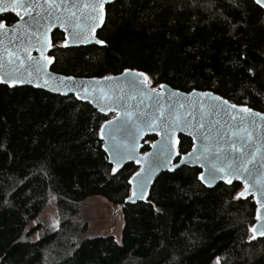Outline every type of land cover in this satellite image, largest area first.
I'll list each match as a JSON object with an SVG mask.
<instances>
[{
	"label": "trees",
	"instance_id": "obj_1",
	"mask_svg": "<svg viewBox=\"0 0 264 264\" xmlns=\"http://www.w3.org/2000/svg\"><path fill=\"white\" fill-rule=\"evenodd\" d=\"M105 10L103 44L66 46L52 32V71L135 69L153 86L208 90L264 111V10L253 0H115ZM109 117L72 95L0 82V264H264V236L250 239L258 205L238 195L237 180L206 187L198 166H181L162 172L145 201L125 203L138 165L112 172L99 135ZM154 138L145 136L143 151ZM178 142L180 155L191 149L190 137ZM93 196L123 205L120 241L83 236L77 219ZM50 198L61 219L54 232L40 217Z\"/></svg>",
	"mask_w": 264,
	"mask_h": 264
},
{
	"label": "water",
	"instance_id": "obj_2",
	"mask_svg": "<svg viewBox=\"0 0 264 264\" xmlns=\"http://www.w3.org/2000/svg\"><path fill=\"white\" fill-rule=\"evenodd\" d=\"M113 1L115 0H105V6ZM253 1L255 2V0ZM76 2L83 3L84 0H76ZM40 3L42 4L43 0H40ZM262 9L264 10V8ZM35 11L42 13L43 9L38 8ZM4 13L7 12L0 13V16ZM71 13H75L76 16L82 15V11L74 8H70L69 11L56 13L55 15H59L61 19L56 20L53 17L41 21L36 36L32 35V29H26L23 27L24 22L20 21L19 17L11 24L5 23L6 28L0 29V40L3 41V43L0 44V64L4 65V67L0 68V76H3L6 72H11L13 68V65L8 64L9 57L5 49L16 51L26 63L23 66H20L17 62L15 65V67L20 69L19 71L12 73V75L17 77V83L15 84L31 85L54 95H72L80 101L88 102L99 113L110 115V117L104 120L101 124V126H103V131H101V127L99 130L100 139L102 140V148L107 156L108 162L112 164V168L116 167L117 170L130 162L138 165L137 170L130 177V180H133V183L130 184V194L126 198L125 203L145 201L154 180L162 172L168 171L167 169L160 168L147 172L146 175H151L150 182H148L143 176L139 178L135 177V173L140 172L142 169H150L154 154H157L161 149L171 153L168 161L169 167H172L173 165H179V167L198 166L201 169L200 174L207 173L205 167H202L200 164H193L187 157L186 153L192 151V146L189 151L181 155L179 154V156L176 155L178 152V144H176L175 147H172L173 141H179L180 135L190 137L193 145V137L188 134L191 130L189 124L182 123V121L187 120L191 124L204 123L207 125L211 129V140L209 143L213 150L218 146V143H223V141L218 142L216 135L218 129L223 135L232 133H235L236 136L244 135V124L240 121L241 116L246 118L249 126H251L252 120H255L261 128H264V122L260 120V117H255L241 111L243 107L247 106L230 102L225 97L212 91L197 89L184 91L166 83H161L160 85L167 86L166 89L162 91L159 88L160 85L153 86L150 83L141 85L139 82H137L136 89L130 88L129 82L132 80V77L137 73L144 74V72L135 69H125L120 73L108 74L102 77H76L52 71L50 69L51 63H49V60L52 62L49 50L51 47V34L55 29L64 33V45L66 46L98 44L97 41H100L96 32L102 26L104 21L101 22L99 17H97L95 21H87V24L92 26L89 27L85 33L87 40L81 38V40L74 41L72 33L74 31H79L80 29L76 27L78 22L75 18L68 20ZM25 19H27V17ZM18 22L20 26L16 28V32L8 33L7 29L17 26ZM14 36L16 39H13ZM24 49H27V51H24ZM29 55L34 58V61H38L39 64L37 65L34 61H29ZM45 57H47V59H45ZM30 72L31 75H29ZM69 77H71L70 80L68 79ZM139 80H143V77H139ZM1 83L10 86L7 83ZM153 88L156 89V93H151V89ZM216 97H220L221 99L217 100L215 99ZM224 100L228 102L227 105L223 104L222 101ZM181 105H183V107H181ZM231 105H236L237 107L231 109ZM213 107H218L221 111H210ZM160 108H163L164 116L168 121L169 127L167 129L157 122V125L152 127L147 126V124H141L139 129H133L134 135L132 137H126L116 131L118 127L125 124H131L129 117L125 115V113L131 114L132 120H136L141 112H148L159 116ZM252 110L253 113L259 112L264 115V111L262 112L256 109ZM189 112L191 115H188ZM117 113H119V116ZM232 114L237 116L236 120L231 119ZM173 116H178L181 122L173 121L171 118ZM106 121H112L113 123L109 125ZM217 121H219V124L216 123ZM165 131L168 132V137L164 136ZM150 134L155 135V138L152 140L149 148L143 151L142 141L146 135ZM261 135V143H264V133ZM113 136L116 138L113 139ZM196 143L199 145L201 141L197 139ZM117 147L126 154L130 153L134 159H121L119 164L111 162L113 153ZM106 149H111L113 151H106ZM262 151H264V149H262ZM257 159H259V157H257ZM137 160H139L140 163H137ZM257 168H259V164H257ZM260 171H264V169H260ZM226 179L239 181L243 187L242 192H244V195L242 196L252 195L258 205L256 216H258V210L259 215L264 216V207H261V205H264V195H262L260 191H257L255 187H252L251 182H249L248 191L245 192V183L247 181L246 176L241 179H236L235 177L217 178L212 181L211 186H208L202 181L201 182L206 187H213L219 182H225ZM139 182H144L146 184L142 198H138L140 190L136 188V184ZM133 191H136L138 196H133ZM261 224H264V220H258L256 218V221L250 229L252 236L254 235L252 229L254 227L259 229ZM255 236L261 237L258 232L255 233Z\"/></svg>",
	"mask_w": 264,
	"mask_h": 264
},
{
	"label": "snow or ice",
	"instance_id": "obj_3",
	"mask_svg": "<svg viewBox=\"0 0 264 264\" xmlns=\"http://www.w3.org/2000/svg\"><path fill=\"white\" fill-rule=\"evenodd\" d=\"M255 4L259 5L261 8H264V0H255ZM239 7V5H236ZM38 8H42L43 12L35 11ZM70 8L77 9L82 11V15L76 16L75 13H71L68 17V20L75 18L78 22L76 27L79 28V31H74L72 33V38L74 41L87 40V36L85 33L87 32L91 25L87 24V21H95L97 17H99L100 21L103 22L105 18V0H84L83 3H78L76 0H43V3H40V0H0V13L3 12H14L16 17L20 18V21H23V27L26 29H32V35L36 36L38 34L39 26L41 21L46 18H55L56 20H60L61 17L59 15H55L56 13H60L61 11H69ZM86 10V11H85ZM35 13V14H34ZM27 17V19H25ZM19 22L17 26L8 28V33L16 32V28L19 27ZM6 24L4 22L3 17H0V29H5ZM94 31V27H93ZM13 39H16L14 36ZM3 41L0 40V44ZM11 43V41H10ZM99 44H103L104 41H97ZM20 47V46H16ZM7 55L9 57L8 64L13 65L11 72L4 73L3 76H0V82L7 83L10 86L17 83V77L12 75L13 72H17L20 69L15 67L17 62L20 66H23L26 62L17 54L16 51H9L5 49ZM27 51V49H24ZM47 59V57H45ZM246 59V58H245ZM29 61H34L30 55L28 57ZM37 65L38 61H34ZM49 63L51 61L49 60ZM4 67L3 64H0V68ZM38 71V68H37ZM250 75H255L254 70L252 68L248 69ZM31 75V72L29 73ZM143 77V80H139V77ZM69 80L71 77L68 78ZM137 82L141 85H146L149 83V78L145 76L143 73H137L132 77V80L129 82V87L136 89ZM166 85H160L159 88L163 91L166 89ZM151 93H156V89H151ZM215 99L220 100V97H216ZM223 104L227 105V101H222ZM183 107V105H181ZM231 109H235L236 105H231ZM213 112H220L221 109L218 107H213L210 109ZM243 113L251 114L255 117H260V120L264 122V115L259 112L253 113V110L247 107H243L241 109ZM171 113V109H170ZM119 116V113H117ZM129 117L131 124H125L116 129L117 132L121 133L126 137H132L134 135L133 129H139L141 124H147V126L152 127L159 124H162L165 129L169 127L168 121L164 116L163 108H160V115L150 114L148 112H141L136 120H132L131 114L125 113ZM188 115H191L189 112ZM173 121L181 122L178 116L171 117ZM232 120H236L237 116L235 114L231 115ZM240 121L244 124L243 127V136H236L235 133L223 135L220 130H217V138L218 142L223 141V143H218V146L213 150L210 146L211 140V129L205 125L204 123L191 124L187 120L182 121V123L189 124L190 131L189 135L193 137V145L192 151L187 152L186 155L189 160L193 164H200L202 167L207 169V173H201L198 176L203 183L211 186L212 181L217 178H225V177H235L236 179H241L246 176L247 181L245 183V192L248 191L249 182H251V186L255 187L257 191H260L262 195H264V171H260V169H264V143H261L262 133H264V128H261L259 124L256 123L255 120H252L251 126L248 125L246 118L244 116L240 117ZM107 124L111 125L112 121H106ZM219 124V121L216 122ZM101 131H103V126H101ZM168 132L165 131L164 136L168 137ZM116 137L113 136V139ZM199 139L201 143L197 145L196 140ZM178 141H173L172 147H175L178 144ZM106 151H113L111 149H106ZM179 156V152L176 153ZM171 156L170 152H166L161 149L157 154H154V159L150 169H142L140 172L135 173V177H145V179L150 182L151 175H146L147 172H150L154 169L164 168L168 171L174 172L179 165H173L172 167L168 166V161ZM259 157V159H257ZM134 159V157L130 153H124L117 147L113 153L112 161L115 164H119L121 159ZM140 163L139 160L136 161ZM257 164H259V168H257ZM112 172L116 173L117 168L113 167ZM226 183L231 184V179H226ZM133 180H129V184H132ZM146 184L144 182H139L136 184V188L140 190L139 197L142 198V194ZM244 195V192L238 194ZM133 196H138L136 191H133ZM131 199V198H129ZM264 207V205H261ZM159 211V209H157ZM258 220H264V216L259 215L258 210ZM254 231V235L250 239H255V233L258 232L259 235L264 236V224H261L259 229L255 227L252 229ZM39 239V237H37ZM219 264V261L217 262Z\"/></svg>",
	"mask_w": 264,
	"mask_h": 264
},
{
	"label": "rangeland",
	"instance_id": "obj_4",
	"mask_svg": "<svg viewBox=\"0 0 264 264\" xmlns=\"http://www.w3.org/2000/svg\"><path fill=\"white\" fill-rule=\"evenodd\" d=\"M150 83V82H149ZM149 146L152 141H149ZM243 187L240 192L242 193ZM122 204H113L107 199L100 196H93L86 199L84 202L83 213L77 219V223L81 224L82 221H86L84 225L83 236H106L112 235L117 241L121 239V232L123 228V214ZM41 222L45 231L54 232L59 229L61 219L57 215V208L53 198L46 203L41 212ZM56 251L50 253V257L46 254V259H52L60 254L59 248H55Z\"/></svg>",
	"mask_w": 264,
	"mask_h": 264
},
{
	"label": "bare ground",
	"instance_id": "obj_5",
	"mask_svg": "<svg viewBox=\"0 0 264 264\" xmlns=\"http://www.w3.org/2000/svg\"><path fill=\"white\" fill-rule=\"evenodd\" d=\"M126 200V199H125Z\"/></svg>",
	"mask_w": 264,
	"mask_h": 264
},
{
	"label": "flooded vegetation",
	"instance_id": "obj_6",
	"mask_svg": "<svg viewBox=\"0 0 264 264\" xmlns=\"http://www.w3.org/2000/svg\"><path fill=\"white\" fill-rule=\"evenodd\" d=\"M18 19V18H17Z\"/></svg>",
	"mask_w": 264,
	"mask_h": 264
}]
</instances>
